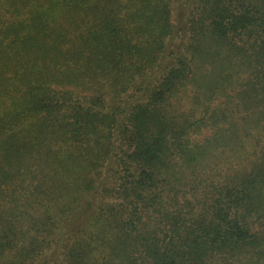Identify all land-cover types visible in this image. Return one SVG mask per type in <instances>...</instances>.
Segmentation results:
<instances>
[{
  "label": "trees",
  "instance_id": "trees-1",
  "mask_svg": "<svg viewBox=\"0 0 264 264\" xmlns=\"http://www.w3.org/2000/svg\"><path fill=\"white\" fill-rule=\"evenodd\" d=\"M0 264H264V0H0Z\"/></svg>",
  "mask_w": 264,
  "mask_h": 264
}]
</instances>
